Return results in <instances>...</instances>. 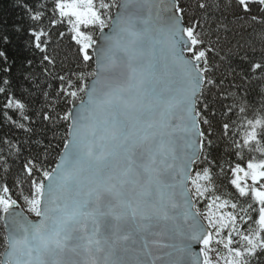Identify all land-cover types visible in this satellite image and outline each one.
<instances>
[{
    "label": "snow or ice",
    "instance_id": "snow-or-ice-1",
    "mask_svg": "<svg viewBox=\"0 0 264 264\" xmlns=\"http://www.w3.org/2000/svg\"><path fill=\"white\" fill-rule=\"evenodd\" d=\"M16 2L26 22L11 31L29 54L21 75L39 87V67L58 81L41 88L34 115L66 124L67 138L51 170L40 155L23 163L17 199L0 185V264H264V0ZM213 10L260 43L258 57H241V79L260 82L261 103L233 100L221 121L219 33L232 29L224 16L213 40ZM64 40L75 69L58 63ZM11 42L0 22V117L31 133L29 103L9 76ZM238 47L256 52L255 42ZM0 167L10 170L2 155ZM228 173L235 191L225 198L217 185Z\"/></svg>",
    "mask_w": 264,
    "mask_h": 264
},
{
    "label": "trees",
    "instance_id": "trees-1",
    "mask_svg": "<svg viewBox=\"0 0 264 264\" xmlns=\"http://www.w3.org/2000/svg\"><path fill=\"white\" fill-rule=\"evenodd\" d=\"M211 2V0H210ZM224 16L228 19L224 20V23L229 24L230 31L224 32L220 31V44L224 49V53H228L226 60L219 62V69L215 72L216 79L218 81L223 80L224 82L219 85L218 88L213 89V95L219 93V96L215 99L212 107L216 112V120L221 121L225 117L223 114L227 111V106L232 103L233 100L239 102L246 101L249 105L253 107H258L261 103L260 95V82L256 80H248L246 77L241 79L244 73L241 71L246 68V64L241 60V57L247 52L250 57H258L260 51V43L258 37L252 29L245 27L241 29L238 23H231L232 17L228 13H221L219 10H213L209 13L210 19L207 21V28L211 34L213 40L216 39V25L219 23ZM7 22V30L12 36V42L9 44L7 51L10 58V63H13V68L9 74L10 79L13 81L14 91L16 95L25 99L29 103L31 111L29 115L32 116L35 121L32 124L33 131L31 133H26L21 129L13 127L10 123L4 121L0 117V155L7 158L10 165V170L8 173L3 171L0 167V185L7 183V185L12 190L13 199H17V193L19 189L15 187V182L17 177L20 175L23 163L29 157H36L40 155L42 158L46 157L45 166L50 170L64 144L66 139V124L56 125L53 122L43 121L39 116L34 115V113L40 111L45 103L44 98L41 94V88H47V83H51L52 89L58 86V81L48 80L45 82L39 67L35 68V73L37 76V84L30 83L28 80L23 78L21 75V59L25 55H29L24 51V45L22 39L17 38L16 34L11 31L12 25L25 23V17L23 10L17 6L16 0H0V22ZM259 31V29H257ZM255 42L256 52L253 53L251 48H239L238 45L252 44ZM229 49L231 52L229 53ZM58 53L57 59L58 63H61L66 69H75V55L73 49L70 47V42L64 40L58 44L56 48ZM38 65V61H36ZM235 69V73H233ZM240 73V75H236ZM28 90V91H25ZM51 91V90H49ZM29 92L31 95H29ZM229 93H234L235 95H229ZM227 97V98H225ZM241 98H243L241 100ZM61 107H68L66 105H61ZM45 111L47 109H44ZM13 118H16L14 113ZM230 115V114H229ZM7 140L9 144L3 143ZM39 141V144L36 143ZM19 149V154H16V150ZM223 145L220 148V152L223 153ZM11 152V155L9 154ZM229 157L224 156V161H227ZM225 169H227V163H225ZM230 178V173L223 179L222 182L218 183L217 187L225 198H228L230 192L234 193L231 185L228 183ZM27 187L25 186V195H27ZM20 207L23 211L30 217H35L34 215L28 213L25 208L26 205L20 200ZM230 210V209H228ZM3 236V227L0 224V238ZM3 248L0 247V252Z\"/></svg>",
    "mask_w": 264,
    "mask_h": 264
},
{
    "label": "water",
    "instance_id": "water-1",
    "mask_svg": "<svg viewBox=\"0 0 264 264\" xmlns=\"http://www.w3.org/2000/svg\"><path fill=\"white\" fill-rule=\"evenodd\" d=\"M112 11H113V14H115L116 9H113ZM105 31H107V29H106ZM98 36H99V34L97 33V37H98ZM66 138H67V137H66ZM63 150H64V148L62 147L61 151L59 152V154H58V156H57V159H56V161H55L53 167H55L56 163L59 162ZM53 167H52V168H53ZM18 211H21V212L23 213V211H22L20 208L18 209ZM23 215H24L25 217H27L24 213H23ZM27 218H28V217H27ZM28 219H29V218H28ZM35 219H36V218H35ZM35 219H29V220H35ZM2 226H3V225H2ZM196 250L198 251V248H197Z\"/></svg>",
    "mask_w": 264,
    "mask_h": 264
},
{
    "label": "rangeland",
    "instance_id": "rangeland-1",
    "mask_svg": "<svg viewBox=\"0 0 264 264\" xmlns=\"http://www.w3.org/2000/svg\"><path fill=\"white\" fill-rule=\"evenodd\" d=\"M250 183V182H249Z\"/></svg>",
    "mask_w": 264,
    "mask_h": 264
}]
</instances>
